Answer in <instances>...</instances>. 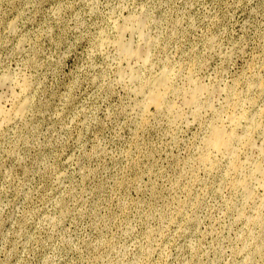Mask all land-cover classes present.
Listing matches in <instances>:
<instances>
[{
    "label": "rangeland",
    "instance_id": "rangeland-1",
    "mask_svg": "<svg viewBox=\"0 0 264 264\" xmlns=\"http://www.w3.org/2000/svg\"><path fill=\"white\" fill-rule=\"evenodd\" d=\"M263 83L264 0H0V264H264Z\"/></svg>",
    "mask_w": 264,
    "mask_h": 264
},
{
    "label": "bare ground",
    "instance_id": "bare-ground-1",
    "mask_svg": "<svg viewBox=\"0 0 264 264\" xmlns=\"http://www.w3.org/2000/svg\"><path fill=\"white\" fill-rule=\"evenodd\" d=\"M136 19L133 17H129L127 21L125 22L126 24L123 26V28L122 29L120 28L119 34L121 37V41L119 42L118 49L120 50V53L129 57L130 59L131 58L143 59V55L135 50L133 41L122 40L123 36L125 35L127 31H130L133 35L136 32L139 35V38L141 40L145 39V33H144L142 22L138 20L139 23L137 24L138 21H136L135 23ZM166 87H167L166 81H164L163 79H160L158 82H156L155 85L152 87L150 94L148 95V99H147L148 103L153 104L159 108L162 107L163 102H164ZM260 87L263 89L264 83L261 84ZM258 114L261 115L260 118L261 117L264 118V109H260L258 111ZM242 121H245V126H244L245 129L243 131L244 133L243 135L241 133L240 135H238L237 134L238 126L240 124L244 125L242 124ZM231 124H232V127L230 128V130L219 129L215 131L214 136H213L212 141L214 143V146L223 153L232 152L234 146L242 142H246V144H252L251 138L253 135V131L254 129L256 130V128L258 129L262 123L260 119L258 118V115L255 117L248 113H244L242 117H237L234 120H232ZM261 167H262L261 164L258 163L255 168V171H261L262 169Z\"/></svg>",
    "mask_w": 264,
    "mask_h": 264
}]
</instances>
